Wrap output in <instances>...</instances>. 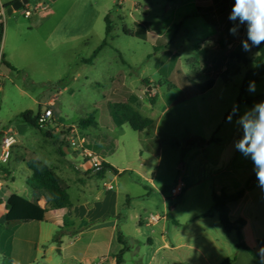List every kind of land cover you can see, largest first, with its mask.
<instances>
[{"label":"rangeland","instance_id":"rangeland-1","mask_svg":"<svg viewBox=\"0 0 264 264\" xmlns=\"http://www.w3.org/2000/svg\"><path fill=\"white\" fill-rule=\"evenodd\" d=\"M206 1L210 0H29L13 14L6 12L0 51L16 70L0 62V154L7 137L16 142L8 164L0 166V264L9 243L12 259L21 264H76L82 256L93 259L92 264H107V258L99 256L112 249L111 230L97 231L88 221L97 216L90 210L109 183L120 201L115 235L128 241L123 264H206L187 245L202 248L219 238V233L224 235L213 194L220 185L230 192L241 182L238 170H221L225 159H248L233 145L242 135L236 119L254 105L239 103L248 65L228 58L246 39L245 28L228 19L234 0H214L209 10L198 9ZM26 10L31 12L29 18ZM204 13L216 25L207 22ZM108 15L113 27L108 45L93 63L87 62L106 38ZM140 20L153 24L147 40L124 32L135 30ZM232 27L237 28L236 35L229 33ZM174 33L172 45L156 52L158 38L170 39ZM256 56L255 50L248 52L250 64ZM176 73L186 80L175 79ZM210 77L216 81L213 88L198 93L192 82L204 83ZM132 92L141 106L132 100ZM183 93L194 95L172 105ZM262 94L264 79L254 93L247 92L249 97ZM51 100L55 104L48 105ZM114 102L129 103L143 117L157 120L155 140L142 146L139 134L127 124L107 131L109 123L116 124L108 105ZM234 104L239 108L229 123ZM46 108L53 111L51 125L43 128L50 137L20 117L25 111L36 114ZM88 114H95L102 132L111 131L114 137V145L105 144L104 138L96 150L103 149L113 162L129 165L144 177L127 173L115 181L110 173L102 179L89 159L71 147L62 129L77 126ZM80 129L87 138L94 127ZM147 146L157 154L146 151ZM32 158L63 166L61 175L75 207L70 219L74 224L68 222L65 231L86 227L80 239L75 233L65 234L50 220L20 224L17 231L2 225L13 194L26 199L34 196L26 184L31 176L26 163ZM85 163L90 168L82 172ZM179 181L184 183L182 204L172 195ZM81 190L90 204L77 202ZM200 214L209 215L197 219ZM152 216L160 219L151 223ZM58 233L62 244L53 241ZM163 238L184 246L174 252L159 249ZM233 239L223 256L225 252V256H236L237 239Z\"/></svg>","mask_w":264,"mask_h":264},{"label":"trees","instance_id":"trees-1","mask_svg":"<svg viewBox=\"0 0 264 264\" xmlns=\"http://www.w3.org/2000/svg\"><path fill=\"white\" fill-rule=\"evenodd\" d=\"M10 5H5L4 7H8ZM209 10V8L204 9ZM207 22L216 25L214 21H212L205 13L203 15ZM106 38L103 43L98 47V49L93 53L91 59L87 60V62H93V60L97 57L98 53L101 49L108 45V38L110 37L113 27L111 25L109 15L106 17ZM135 30H124L125 34L132 37H138L140 39H147V32L150 29L151 24L145 21H138L135 23ZM180 27L181 25H177ZM4 36V24H0V41ZM176 39V33L170 39L166 37H161L157 40L155 45V51L158 52L161 49L167 48L172 45L173 41ZM257 52V56L254 58L252 64H250V59L248 57V52L242 50V46L240 45L237 50L231 52L228 55V58L236 60L239 63H243L248 65L246 69L243 84L241 86V94L239 97V103H244L247 105L255 104L259 101L264 100V95H259L257 97H249L247 96L248 85L249 82L255 81V83H259L264 77V44L260 45L257 48H253ZM0 62L4 66L9 69L16 70L10 62L5 59V55L1 54L0 51ZM179 80H186L185 76L182 74L178 78ZM215 78L210 77L204 83H198L193 81L192 85L196 88L198 93H205L206 91L213 88L215 85ZM194 94H181L172 105H176L182 102H185L187 99L191 98ZM132 96V95H131ZM134 96V95H133ZM132 100L136 102L137 107L142 105V102L137 97H132ZM150 103L152 105L155 104L154 99H150ZM110 108V113L114 117L116 124L121 126L124 124H128L132 130L136 132H142L146 129H154L156 122L153 121L149 117H143L134 107L125 102H114L108 104ZM41 112H37L36 114L33 111H25L21 113L20 117L26 124L38 129L45 136L50 137V133L45 132L44 129L40 126L39 117ZM79 128L87 129L91 127H95L97 122L93 114H88L86 118L81 119L76 124ZM27 167L31 171V176L27 178L26 184L29 188L34 191H44L48 197V205L43 207L38 202L30 201L24 197H21L17 194H13L7 204L6 209L8 211L7 219L2 223V225L9 229V227H17L23 223L30 222H44L47 219L48 213L50 210H59L64 208H70L73 206L71 196L69 193V185L65 180H63L49 165L38 158H32L27 161ZM107 170L113 171L115 174H118V171L113 168L111 165L107 163H103L100 169H97V175L99 177H103ZM257 183L255 175L252 176L246 183V185L233 194H227L226 192H222L221 194L214 193L213 194V208L219 215L220 222L222 227L226 233H231L235 231L237 233V248L242 249L248 252L251 256L258 258L257 253L250 248L243 237V228L246 225V221L243 218L232 219L230 215V207L229 205L233 202H236L242 199L246 192L254 187ZM177 204L183 203V195H180L176 198ZM61 233H58L56 239H53L55 242L60 243ZM118 240L122 242L121 235L118 236ZM258 248L261 245H264V238H261L257 241ZM9 252H7V256L3 258L2 264H11L12 257V245L9 243L7 246ZM124 249H122L117 255H115L116 264H123V253ZM236 261V257H231L225 259L221 264H233Z\"/></svg>","mask_w":264,"mask_h":264},{"label":"crops","instance_id":"crops-1","mask_svg":"<svg viewBox=\"0 0 264 264\" xmlns=\"http://www.w3.org/2000/svg\"><path fill=\"white\" fill-rule=\"evenodd\" d=\"M16 1H18V0H0V8H3L5 5H12ZM213 5H214V0L206 1V4L202 5V6L200 5L198 7V9L202 8V7L203 8L207 7L210 9ZM140 21H144V20H140ZM145 22H149L151 24L150 29L147 32V39H148V36L151 32L153 24L150 21H145ZM160 38H158V39H160ZM206 50L207 49H204V51H206ZM90 63H93V62H90ZM120 74H118V77L120 76ZM123 74H124V72H123ZM124 75H123V77H124ZM180 75H181L180 73H176L175 79L180 77ZM110 77H111V75H110ZM263 79H264V77L262 78V80ZM123 83H125V82H123ZM131 94L136 96L133 92ZM137 98L139 99V97H137ZM51 104H55V101L51 100L48 103V105H51ZM93 115L95 117V114H93ZM95 120L97 122V125H96V127H94V130L92 132H89L90 137H87L89 139L88 140V142H89L88 146L91 147L92 152H94L95 154H97L101 158L103 163L105 162V163L111 165L113 168H115L118 171V174H115L113 171L107 170V172H105L102 179H106L105 177L110 173L114 174L115 181L117 179V176H122V175H125L127 173H132V174L138 175L139 177H144L141 174V172H139L138 170L132 169V167L129 165H126V164L125 165H118L115 162H113L111 159H109V157H106L107 154L103 149H101L99 151L96 150L95 147L99 146L102 143L104 138L106 141L105 144H109V142H110L111 145H114V137L112 136L111 131L108 132L109 134H105L104 132H102V130H101V128H103L102 125H100V123L96 117H95ZM152 120L156 122L154 129H146L142 132H137L139 134L138 135L139 141L141 142L142 146H143V143H145V142L147 143V142L155 140V137L158 134L157 133V120H154L153 118H152ZM107 126L108 127L106 129L108 131L109 129L112 130L115 127H122L123 125L119 126L115 123L114 124L109 123ZM96 141H100V142L98 144H95ZM145 150L148 151L149 153L154 154V155L157 154V151L151 149L149 146L145 147ZM158 163H160V159H158ZM247 163L251 164L250 168H247V167L240 168L239 167V165L247 164ZM49 166L51 168H53L56 171V173L63 179V176L61 175V173L63 172V166L62 165H59V167H58V166H55L53 164H49ZM84 166H85L84 169H81L82 172H85L87 169L90 168L88 163H85ZM222 169L223 170H221V173L227 172V171L232 173L233 171L238 170L239 172H241L242 177L240 176L241 182H239V184L237 186H234L230 192H227L226 189L224 188V186L220 185L219 190L216 192L217 194H221L222 192H226L227 194L236 193L237 191H239L240 189H242L246 185L247 181L252 176L255 175V173L253 171V164H252L250 159H241L239 161H235V159H225V164H224ZM145 179H147L148 182L153 184L152 179H148L147 177H145ZM79 194L81 195L80 196L81 198H79L77 202L81 201L80 204H82V205L90 204V202L88 201V198H87L88 196L85 193V190H81L79 192ZM92 196H93V194H92ZM150 197H151V195L147 194V199H149ZM29 200L33 201V202H38L43 207L48 205V197L44 191H39V192L34 191V196L32 197V199H29ZM119 202H120L119 201V193L117 191H113V185L111 183H109V189L107 190V192H105V194L103 196H97V200H96L95 204H93V207L90 210L91 212H95V211L98 212L97 216L92 218V220L88 221V223H89L88 225L91 226V228L97 229V231L106 230V229L111 230L110 241L112 243V249L108 250L105 255L99 256L101 258L106 257L107 258V264H114L116 259H115V256H113V255L118 254V252H120L122 249H125V250L127 249V242H128L127 239L123 235L120 234L121 238H122V242H120L118 240V236L115 235V232L117 231L116 222L118 221V218L120 217L119 213H118ZM229 207H230V215H231L232 219L235 220L238 218H243L246 221V225L244 226V228L242 230L244 240H245L246 244L257 253V250H258L257 241L261 238H264V191H262L258 187V182L256 183V185L253 188H251L250 190H248L246 192L245 196L242 199L231 203L229 205ZM74 208L75 207H74V203H73V206L70 208H64V209H59V210H50L48 213L46 221H49V220L53 221L55 227H57L58 229L64 230L65 234L73 235L75 233L77 236V239H80L84 235L83 230L86 227L85 228H79V229L73 227L74 228L73 232L65 231V228L68 227V225H67L68 222H69V224H72V225L74 224V222H71V220H70L71 218L74 217V215H73V212H75V211H73ZM208 215L209 214H200L199 216H197V219L205 218ZM157 217H159V216H157ZM159 219H160V217H159ZM149 222H151V220ZM30 223H33V222H30ZM35 223H42V222H35ZM151 223H153V222H151ZM23 224H25V223H23ZM221 226H222V224H221ZM15 228H16L15 231H17L18 227H15ZM222 229H223V227H222ZM223 232H224V235H222V233L221 234L219 233V238L212 239L207 245H204V247H202V248L192 246V245H187V246L189 248H191V250H193L196 253V255H195L196 257H198L200 260L206 261V264H221L225 259L231 258L229 256H225V255H227L226 252L223 256L224 248L227 245V243H232L235 240L233 238H236L237 242H238L237 233L235 231H233L231 233H226L223 229ZM115 243L117 245L114 247ZM60 244H62L61 239H60ZM181 246H184V245H182V244L177 245L175 243L174 239L166 240L165 238H163L162 245L160 246L159 249H165V250H168L170 252H174V251L178 250L179 248H181ZM114 248H115V250H114ZM235 255H236L235 256L236 261L233 264H259L258 258L251 256L248 252H246L242 249H238L237 252L235 253ZM92 262H93V259L88 258V256H82L81 258L76 260V264H92Z\"/></svg>","mask_w":264,"mask_h":264},{"label":"clouds","instance_id":"clouds-1","mask_svg":"<svg viewBox=\"0 0 264 264\" xmlns=\"http://www.w3.org/2000/svg\"><path fill=\"white\" fill-rule=\"evenodd\" d=\"M228 19L238 22L246 30V39L241 42L242 50L251 52L264 44V0H234ZM231 35L237 34V28L229 29ZM248 91H256L255 81L249 82ZM239 106L234 104L227 122L231 123ZM242 135L233 147L245 158L251 160L258 187L264 191V100L255 103L236 119ZM259 264H264V245L257 250ZM11 264H21L12 259Z\"/></svg>","mask_w":264,"mask_h":264},{"label":"built area","instance_id":"built-area-1","mask_svg":"<svg viewBox=\"0 0 264 264\" xmlns=\"http://www.w3.org/2000/svg\"><path fill=\"white\" fill-rule=\"evenodd\" d=\"M25 16L29 18L31 16V12L29 10L25 11ZM6 15V10L3 8H0V24L3 23V18ZM53 118V111L51 108H46L44 112H41L39 117V123L42 128H48L51 125ZM65 130V138L70 143L71 147L81 151V153L89 159V162L91 164V167L95 170L100 169L103 165V162L101 158L92 152L91 150L87 149V138L86 136L81 134V129L78 126L72 125L67 127ZM16 140L14 137H7L4 140L3 146H2V152L0 154V166L7 165L10 160L11 155V147L13 144H15ZM2 186V182L0 181V187ZM183 187L184 183L183 181H180L178 185L172 190V195L174 197H179L183 193ZM159 220V217H153L151 219V222H156Z\"/></svg>","mask_w":264,"mask_h":264},{"label":"water","instance_id":"water-1","mask_svg":"<svg viewBox=\"0 0 264 264\" xmlns=\"http://www.w3.org/2000/svg\"><path fill=\"white\" fill-rule=\"evenodd\" d=\"M28 3L29 0H18L8 7H3V9L6 10L8 15H11L14 13V11H17L23 8L24 6L28 5Z\"/></svg>","mask_w":264,"mask_h":264}]
</instances>
